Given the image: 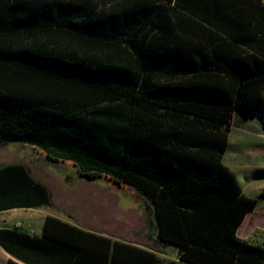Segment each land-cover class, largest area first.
<instances>
[{"label":"trees","instance_id":"trees-1","mask_svg":"<svg viewBox=\"0 0 264 264\" xmlns=\"http://www.w3.org/2000/svg\"><path fill=\"white\" fill-rule=\"evenodd\" d=\"M235 114L264 116V0H0V148L132 188L178 255L47 217L30 264H264L237 235L258 200L223 163ZM26 186L52 204L24 165L0 167V191Z\"/></svg>","mask_w":264,"mask_h":264},{"label":"crops","instance_id":"crops-1","mask_svg":"<svg viewBox=\"0 0 264 264\" xmlns=\"http://www.w3.org/2000/svg\"><path fill=\"white\" fill-rule=\"evenodd\" d=\"M8 145L0 148V167L24 165L34 181L49 189L52 204L35 206L39 196L29 186L19 190H11L12 188L8 187L0 191V231L8 232L0 233V264H6L10 260L19 264L42 261L39 248L34 247L33 240L42 238L47 217H54L86 232L140 248H159L156 253L162 260L178 261L176 248H160L155 243V236L148 238L144 206L138 195L130 191L129 202L123 204L125 208L122 209L124 187H117L104 178H81L77 168L70 161L48 160L41 150L28 145L19 144V149H4ZM26 147L31 151H26ZM122 212L127 219L121 218ZM245 222L248 226L253 222L260 226L254 227L246 236H240L239 231ZM258 228L264 229V213H256L254 210L246 216L237 235L244 240ZM25 236L30 240H26ZM170 249L174 251L168 257ZM14 252L23 255L27 261L14 256Z\"/></svg>","mask_w":264,"mask_h":264},{"label":"rangeland","instance_id":"rangeland-1","mask_svg":"<svg viewBox=\"0 0 264 264\" xmlns=\"http://www.w3.org/2000/svg\"><path fill=\"white\" fill-rule=\"evenodd\" d=\"M18 147L21 146L14 143L4 149H19ZM25 150L31 151L29 147ZM223 163L234 173L244 194L258 200L255 212L264 213V196L259 195L260 189L264 187V116L258 114L248 119L241 118L237 114L233 116ZM67 171L69 172V168ZM122 189H125L122 190V209H124L123 204L129 202L130 191L135 195L138 194L127 186ZM121 218L127 219V216L122 212ZM256 226L260 225L253 222L248 226L245 222L239 235L246 236ZM173 251V249L168 250L167 256L170 257Z\"/></svg>","mask_w":264,"mask_h":264},{"label":"built area","instance_id":"built-area-1","mask_svg":"<svg viewBox=\"0 0 264 264\" xmlns=\"http://www.w3.org/2000/svg\"><path fill=\"white\" fill-rule=\"evenodd\" d=\"M247 243L264 248V229L258 228L244 239Z\"/></svg>","mask_w":264,"mask_h":264}]
</instances>
